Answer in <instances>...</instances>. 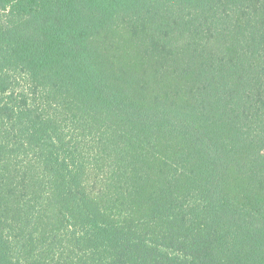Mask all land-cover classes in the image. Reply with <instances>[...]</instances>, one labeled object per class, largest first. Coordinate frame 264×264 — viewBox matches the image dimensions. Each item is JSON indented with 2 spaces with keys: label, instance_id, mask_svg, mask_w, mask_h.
Masks as SVG:
<instances>
[{
  "label": "trees",
  "instance_id": "obj_1",
  "mask_svg": "<svg viewBox=\"0 0 264 264\" xmlns=\"http://www.w3.org/2000/svg\"><path fill=\"white\" fill-rule=\"evenodd\" d=\"M0 264H264V0H0Z\"/></svg>",
  "mask_w": 264,
  "mask_h": 264
}]
</instances>
